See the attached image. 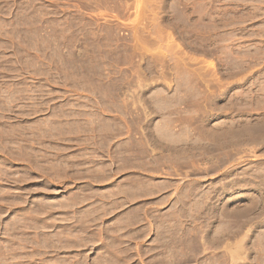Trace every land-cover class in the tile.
Instances as JSON below:
<instances>
[{"label":"rangeland","instance_id":"rangeland-1","mask_svg":"<svg viewBox=\"0 0 264 264\" xmlns=\"http://www.w3.org/2000/svg\"><path fill=\"white\" fill-rule=\"evenodd\" d=\"M42 1L0 0V264H103L135 190L233 233L166 264H264V0Z\"/></svg>","mask_w":264,"mask_h":264},{"label":"crops","instance_id":"crops-1","mask_svg":"<svg viewBox=\"0 0 264 264\" xmlns=\"http://www.w3.org/2000/svg\"><path fill=\"white\" fill-rule=\"evenodd\" d=\"M49 1L52 0L42 2ZM120 179L121 177L117 180ZM135 192L137 200L107 215L106 220L109 221L100 229V232L102 230L107 234L104 235V244L99 237L94 245H90L88 252L95 246L99 247L97 251L99 262L103 264L185 262L188 254L187 245L194 240L195 230L209 231L204 239L199 236V256L208 253L216 256L220 253L227 259L233 256V233L228 231L227 223L219 225L211 218L209 221L201 222L191 216V211L197 208L196 196L192 191H179L184 197L178 203L172 200V192L159 194L152 191L148 195L138 194V190ZM110 193L113 194V198L119 197L113 191ZM147 198L149 201L142 200ZM117 202L119 200L111 201L112 204ZM92 259L86 257L89 262Z\"/></svg>","mask_w":264,"mask_h":264}]
</instances>
